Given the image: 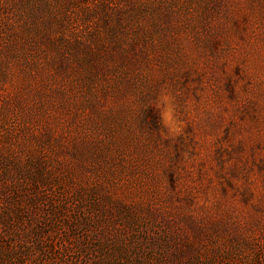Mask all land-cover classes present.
Segmentation results:
<instances>
[{
	"label": "rangeland",
	"instance_id": "374dc122",
	"mask_svg": "<svg viewBox=\"0 0 264 264\" xmlns=\"http://www.w3.org/2000/svg\"><path fill=\"white\" fill-rule=\"evenodd\" d=\"M0 264H264V0H0Z\"/></svg>",
	"mask_w": 264,
	"mask_h": 264
}]
</instances>
